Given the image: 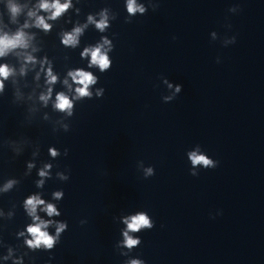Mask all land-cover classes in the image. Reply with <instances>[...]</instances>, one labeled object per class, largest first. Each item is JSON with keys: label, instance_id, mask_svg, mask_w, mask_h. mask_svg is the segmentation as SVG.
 Segmentation results:
<instances>
[{"label": "clouds", "instance_id": "clouds-1", "mask_svg": "<svg viewBox=\"0 0 264 264\" xmlns=\"http://www.w3.org/2000/svg\"><path fill=\"white\" fill-rule=\"evenodd\" d=\"M79 4L81 0H35V2L27 0L23 3L20 0H6L8 23L4 22L0 14V61H2L0 62V96H4L7 89L11 87L12 104L26 106L25 121L30 124L39 115L42 121L51 124L53 133L71 131L70 119L75 114L77 103L94 98L100 99L104 96L105 89L96 87L100 78L91 69H96L103 74L109 71L113 64L110 53L115 48L113 39L117 34L113 33V39H110L104 33L108 32L112 22L119 18V13L110 6H105L98 11L89 12L83 22L79 19L73 21L70 13H74L77 17L81 15L82 9L77 7ZM159 6V0H147V3L144 0H124L127 13L124 23L130 24L138 15H146L149 8L156 11ZM240 11L238 4L228 9V12L232 14ZM21 16L24 17L23 22L20 20ZM66 16L68 19L64 20ZM61 20H64L65 24H72L70 29L61 27L57 32L61 45L66 49L75 50L80 47L81 37L90 26L101 33L99 40L94 44H87L79 53L81 60L87 61L86 67L67 68L63 76L55 70L53 58H49L47 54L37 55L44 51V41L38 34L49 35ZM9 25H14L15 29L13 30ZM224 26L229 30L232 28L231 23H226ZM33 29L36 31H32ZM210 37L212 41L220 39L215 31L210 33ZM172 39L176 40L177 37L173 36ZM221 43L224 47L233 45L236 43V36L226 35ZM64 59L68 60L69 57L65 56ZM220 62V57H217L216 63ZM29 74H32L31 81L27 79ZM160 79L166 85L168 93L163 94L161 99L164 103H170L182 92L183 85L174 84L163 76ZM58 84L61 90H56ZM25 89L28 90L25 91ZM45 109L51 111H44ZM52 113L57 114L55 118ZM0 147L9 149L14 157L21 156L26 147H31L32 159L26 161L23 175L31 176L35 169L38 178L34 184L37 189H44L46 182L53 179V168L59 167L50 161H41L40 166L37 167L40 144L27 137L4 139L0 141ZM47 152L51 160L69 155L67 147L61 152L59 148L49 146ZM186 156L191 165L189 173L193 177L199 175L201 168L215 169L219 166V161L209 157L199 144L195 145L193 150L187 151ZM137 168L142 172L144 179L155 175L154 167H145L142 160L137 162ZM70 177L71 169L67 166L63 171L55 172V179L61 182L69 181ZM20 183L21 180L15 177L7 178L0 183V195L11 192ZM43 196V191H37L27 195L22 201L21 206L30 222L15 233L16 239L22 241L20 244L10 245L0 238V249H6L5 252L0 253V264H9V262L25 264L26 257L34 261L35 257L29 256V253H51L61 243L63 234L69 228L67 220L57 219L62 216L58 204L64 199L65 192L63 189L54 190L51 193V199L47 200ZM15 209V203L8 211L0 208V220H12ZM216 215H222V210ZM212 218L214 219L215 216ZM113 220L123 225L120 228L121 239L114 245L118 254L126 258L123 264H146L140 255L132 256L131 253L142 244L138 234L152 230L155 227V221L145 210L121 213L119 216H114ZM86 223L87 220H80L81 225ZM2 227L4 225H0V228ZM50 229H54V232ZM52 259L54 256L50 255L48 264H51Z\"/></svg>", "mask_w": 264, "mask_h": 264}]
</instances>
